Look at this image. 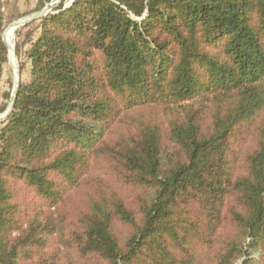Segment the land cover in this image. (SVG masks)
I'll list each match as a JSON object with an SVG mask.
<instances>
[{"label":"trees","instance_id":"obj_1","mask_svg":"<svg viewBox=\"0 0 264 264\" xmlns=\"http://www.w3.org/2000/svg\"><path fill=\"white\" fill-rule=\"evenodd\" d=\"M33 24L0 264H264V0H61Z\"/></svg>","mask_w":264,"mask_h":264},{"label":"rangeland","instance_id":"obj_2","mask_svg":"<svg viewBox=\"0 0 264 264\" xmlns=\"http://www.w3.org/2000/svg\"><path fill=\"white\" fill-rule=\"evenodd\" d=\"M61 0H0V36L5 37L6 32L13 24L26 16L38 12L42 2L50 5ZM71 0H65L69 4ZM36 24L30 26H19L14 28L13 35V52L15 63L11 57L9 50L8 61L2 64L0 72V128L5 120V113L9 107L11 95L14 92L17 79L27 78L29 70V62L26 56V49L29 47V33L36 35L33 29ZM19 49V54L16 49ZM19 68V72H18Z\"/></svg>","mask_w":264,"mask_h":264},{"label":"water","instance_id":"obj_3","mask_svg":"<svg viewBox=\"0 0 264 264\" xmlns=\"http://www.w3.org/2000/svg\"><path fill=\"white\" fill-rule=\"evenodd\" d=\"M58 4V2H54V3H51L50 5H46L41 11H38L36 13H33L29 16H26L24 17L23 19L15 22L13 24V27L16 29L18 28L19 26H22V25H26L27 23L33 21V20H36L42 16H45L47 13H49L50 11H52V9ZM3 42L5 43V45L7 46L8 50H10L11 46L10 44L6 41L5 37L2 38ZM18 72H19V68H18ZM19 82H20V79L18 78L17 79V83L15 85V89H14V92L12 93L11 95V99H10V103H9V107L5 113V118L8 117L10 111L12 110L13 108V105H14V102H15V98H16V92L18 90V87H19Z\"/></svg>","mask_w":264,"mask_h":264},{"label":"bare ground","instance_id":"obj_4","mask_svg":"<svg viewBox=\"0 0 264 264\" xmlns=\"http://www.w3.org/2000/svg\"><path fill=\"white\" fill-rule=\"evenodd\" d=\"M13 35H14V27L12 26V27H10L9 29H8V31L6 32V34H5V39H6V41L10 44V46H11V48H10V51H11V57H12V60H13V63L14 64H16L15 63V57H14V52H13Z\"/></svg>","mask_w":264,"mask_h":264}]
</instances>
